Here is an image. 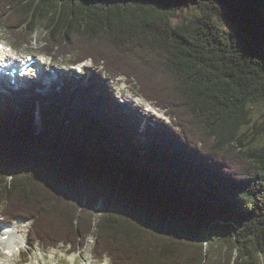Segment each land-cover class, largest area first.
<instances>
[{
	"label": "trees",
	"instance_id": "1",
	"mask_svg": "<svg viewBox=\"0 0 264 264\" xmlns=\"http://www.w3.org/2000/svg\"><path fill=\"white\" fill-rule=\"evenodd\" d=\"M0 27L18 48L43 29L40 51L126 77L170 118L140 129L100 73L0 96V216L29 222L32 247L264 261V0H0Z\"/></svg>",
	"mask_w": 264,
	"mask_h": 264
},
{
	"label": "rangeland",
	"instance_id": "2",
	"mask_svg": "<svg viewBox=\"0 0 264 264\" xmlns=\"http://www.w3.org/2000/svg\"><path fill=\"white\" fill-rule=\"evenodd\" d=\"M186 9V8H185ZM185 12H188V10H184ZM185 14V13H184ZM181 15V16H184ZM180 16V17H181ZM44 36L43 29L38 28L34 35V40L29 44L28 46H24L22 48H17L12 39L10 34L4 29L0 27V41L6 42L8 45H12L15 48H17V51L23 56L24 54H34L38 53V51L41 50V39ZM46 52V51H43ZM47 53V52H46ZM49 54V53H47ZM56 56L54 54H49ZM67 58L65 59H58L56 58V61L51 62V66H56L59 69L64 70L65 72L70 71V69H67L64 67V64L67 63ZM91 70H94L93 67L90 66L88 63L86 65V73L89 74L91 73ZM73 71V70H72ZM84 72V71H83ZM79 69L76 71L74 70V74H78ZM120 79L118 82L117 80H114L113 78H110V83L109 85L113 89V91H118L119 86H117L118 83L123 84L121 87L125 88L124 89V98L123 101H127L131 95H137L140 96L142 99L148 101L146 98L142 97L136 88H134V83L129 81L126 77H119ZM78 79V78H77ZM76 80V79H75ZM85 84L86 79L82 80ZM81 81V82H82ZM125 82V83H124ZM81 84V83H80ZM118 95V94H117ZM115 98V96H114ZM116 99V98H115ZM150 102V101H148ZM151 103V102H150ZM35 118H34V126L36 127L37 133L39 131H42V125L41 121L39 120V117L37 115V112L35 113ZM264 114V108L261 106H257L253 108V116L255 119H257L260 115ZM155 117L161 118L163 121L168 122V118L158 112ZM137 118V117H136ZM143 125V122H141V126ZM142 129V127H140ZM100 205V204H99ZM100 206H98L99 208ZM9 228L13 231V240H12V249L13 251L9 252L5 249L3 245L0 244V264H85L86 261L90 262V264H110L108 262V259L105 260L103 263H99L100 258L96 259L94 258V254L92 252V247H93V239L91 237L88 238V242L85 245V248L78 252L71 251L70 248H65V247H59L56 249H50V250H45L39 246L32 247L28 241L29 238V231H30V225L29 222H21L17 221L14 223H7L5 222L2 218H0V235L3 232V229ZM16 233V237H15ZM17 238V244L16 246L13 245L14 240ZM28 262V263H26ZM214 264H217V260L213 261ZM260 264H264V261H262Z\"/></svg>",
	"mask_w": 264,
	"mask_h": 264
},
{
	"label": "bare ground",
	"instance_id": "3",
	"mask_svg": "<svg viewBox=\"0 0 264 264\" xmlns=\"http://www.w3.org/2000/svg\"><path fill=\"white\" fill-rule=\"evenodd\" d=\"M54 76H56L57 79H56V81H55V83L53 85H58V84L62 83L64 81V79H65V74L62 71L58 70V69L54 70ZM75 79L76 78H74V81H76ZM4 235H8L9 236L7 241H3L2 240V236H4ZM13 236H14L13 235V231L12 230H8V229H5L4 233L1 234V236H0V244L4 245L6 250L9 251V252L12 251V247L11 246H12ZM86 264H89V262H87Z\"/></svg>",
	"mask_w": 264,
	"mask_h": 264
}]
</instances>
